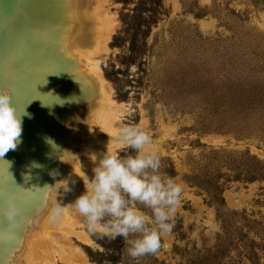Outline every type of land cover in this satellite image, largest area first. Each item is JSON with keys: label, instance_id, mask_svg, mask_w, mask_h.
I'll return each mask as SVG.
<instances>
[{"label": "rangeland", "instance_id": "374dc122", "mask_svg": "<svg viewBox=\"0 0 264 264\" xmlns=\"http://www.w3.org/2000/svg\"><path fill=\"white\" fill-rule=\"evenodd\" d=\"M92 5L97 34L104 27L101 15L111 23L98 62L110 83L114 114L107 119L97 109L87 121L80 116L78 135L71 139L78 152L58 181L52 176L58 194L53 188L47 199L57 195L91 238L72 235L61 243L86 252L88 264H264V0H93ZM41 55L45 63L52 56ZM55 92L50 90L51 98ZM52 100L44 106L48 121L57 105ZM127 124L150 135L161 174L182 186L172 230L155 254L135 259L122 237L89 234L71 205L93 175L95 155L106 148L134 154L115 139ZM88 142L92 155L85 157L79 150L88 153ZM33 227L29 233L36 236ZM57 247L40 252L33 264H65Z\"/></svg>", "mask_w": 264, "mask_h": 264}, {"label": "bare ground", "instance_id": "6f19581e", "mask_svg": "<svg viewBox=\"0 0 264 264\" xmlns=\"http://www.w3.org/2000/svg\"><path fill=\"white\" fill-rule=\"evenodd\" d=\"M92 2L0 0V90L9 93L21 120L19 143L0 156V264H33L40 252L57 246L65 264H88L86 252L66 246V241L61 243L71 241L72 235L91 241L78 229L76 218L66 209L54 221L48 214L45 218L41 215L47 213L43 204L50 202L47 197L54 190L47 188L53 186L50 172L57 173L54 180L58 181L78 152L77 140L71 139L78 135L74 127L80 116L87 121L89 115H97V109L107 119L114 114L110 83L98 62L111 34V23L100 14L104 27L98 24L102 30L96 33L94 23L99 17ZM45 53L52 55L46 63L41 55ZM51 69L56 73H50ZM50 90L57 92L53 98ZM47 98L57 104L53 109L56 121L47 119ZM66 139L71 142L65 144ZM92 145L88 142V153L81 148L79 153L91 156ZM8 204L14 205L15 217L3 215ZM50 222L55 226L50 227ZM32 227L38 232L36 236L29 233ZM51 229L61 236L53 235Z\"/></svg>", "mask_w": 264, "mask_h": 264}, {"label": "clouds", "instance_id": "9594fccd", "mask_svg": "<svg viewBox=\"0 0 264 264\" xmlns=\"http://www.w3.org/2000/svg\"><path fill=\"white\" fill-rule=\"evenodd\" d=\"M20 133L21 120L10 103V95L0 90V148L3 149L0 156L16 147ZM115 139L133 149L134 154L121 156L106 148L95 155L93 175L71 205L82 217L89 234L109 239L122 237L125 251L133 259L155 254L160 248L161 237L172 230V216L182 186L174 178L161 174L159 155L151 147V137L145 130L133 124L123 125ZM47 142L53 143L50 139ZM56 174L50 172V175ZM57 183L47 188H54L57 193ZM65 190H68L67 186ZM56 196L43 204L53 221L64 211V205ZM136 204L150 209V214ZM15 213L12 204L3 209L7 218Z\"/></svg>", "mask_w": 264, "mask_h": 264}, {"label": "snow or ice", "instance_id": "6c2138e0", "mask_svg": "<svg viewBox=\"0 0 264 264\" xmlns=\"http://www.w3.org/2000/svg\"><path fill=\"white\" fill-rule=\"evenodd\" d=\"M3 149L2 148H0V151H2Z\"/></svg>", "mask_w": 264, "mask_h": 264}]
</instances>
